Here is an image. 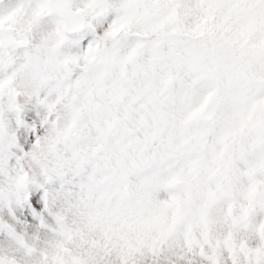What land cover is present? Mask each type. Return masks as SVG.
Wrapping results in <instances>:
<instances>
[{
	"label": "snow or ice",
	"instance_id": "obj_1",
	"mask_svg": "<svg viewBox=\"0 0 264 264\" xmlns=\"http://www.w3.org/2000/svg\"><path fill=\"white\" fill-rule=\"evenodd\" d=\"M0 264H264V0H0Z\"/></svg>",
	"mask_w": 264,
	"mask_h": 264
}]
</instances>
